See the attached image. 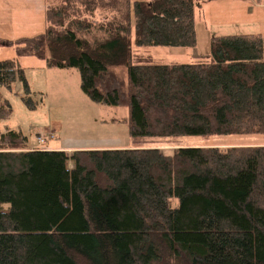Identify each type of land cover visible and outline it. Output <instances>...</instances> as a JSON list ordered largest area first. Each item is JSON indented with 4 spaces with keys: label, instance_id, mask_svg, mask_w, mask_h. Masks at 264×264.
Returning <instances> with one entry per match:
<instances>
[{
    "label": "trees",
    "instance_id": "trees-1",
    "mask_svg": "<svg viewBox=\"0 0 264 264\" xmlns=\"http://www.w3.org/2000/svg\"><path fill=\"white\" fill-rule=\"evenodd\" d=\"M196 5L45 0L41 35L1 39L18 57L76 69L92 102L126 105L132 143L66 153L0 131V264H264V146H133L264 137V35L212 37L200 63L132 64V28L136 46L194 49ZM112 67L127 69L129 94ZM15 82L35 110L18 60L0 62V89ZM11 112L0 93V120Z\"/></svg>",
    "mask_w": 264,
    "mask_h": 264
},
{
    "label": "rangeland",
    "instance_id": "rangeland-1",
    "mask_svg": "<svg viewBox=\"0 0 264 264\" xmlns=\"http://www.w3.org/2000/svg\"><path fill=\"white\" fill-rule=\"evenodd\" d=\"M133 1V0H132ZM149 1V0H141ZM197 42L194 49L167 47H139L131 30V62L133 65H185L200 63L209 56L212 37L249 34L264 35V0H192ZM45 0H0V38H34L45 29ZM19 60L33 91L36 105L28 110L21 102L22 86L15 82L12 90L0 89L2 100L11 106L8 119L0 120V131L22 132L31 148L49 151H83L129 148L128 109L126 105L105 106L92 102L80 89L76 69L48 68L36 57H18L14 46L0 40V62ZM111 72L122 84V91L130 93L125 67H112ZM51 133V136L48 134ZM46 137L44 145L36 142ZM135 148H156L169 154L181 147L232 148L264 146L260 135H225L182 137L167 140H141ZM139 146V147H137ZM71 162L68 166L71 167Z\"/></svg>",
    "mask_w": 264,
    "mask_h": 264
},
{
    "label": "built area",
    "instance_id": "built-area-1",
    "mask_svg": "<svg viewBox=\"0 0 264 264\" xmlns=\"http://www.w3.org/2000/svg\"><path fill=\"white\" fill-rule=\"evenodd\" d=\"M48 134V133H47ZM48 136H50V137H52L51 136V133L50 134H48ZM37 141H38V144L39 145H43L45 142V137L44 136H42V135H40L38 138H37Z\"/></svg>",
    "mask_w": 264,
    "mask_h": 264
},
{
    "label": "crops",
    "instance_id": "crops-1",
    "mask_svg": "<svg viewBox=\"0 0 264 264\" xmlns=\"http://www.w3.org/2000/svg\"><path fill=\"white\" fill-rule=\"evenodd\" d=\"M0 40H1V38H0ZM18 62H19V60H18ZM20 65V64H19ZM21 66V65H20ZM22 67V66H21ZM32 149H36V148H32ZM67 153H70V152H67Z\"/></svg>",
    "mask_w": 264,
    "mask_h": 264
}]
</instances>
